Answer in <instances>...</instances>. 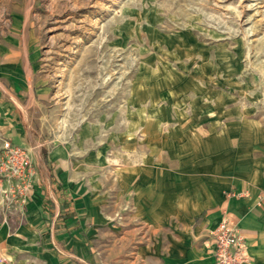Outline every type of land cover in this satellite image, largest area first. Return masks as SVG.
Listing matches in <instances>:
<instances>
[{
	"label": "crops",
	"instance_id": "0c3cea01",
	"mask_svg": "<svg viewBox=\"0 0 264 264\" xmlns=\"http://www.w3.org/2000/svg\"><path fill=\"white\" fill-rule=\"evenodd\" d=\"M22 3L0 0V142L27 147L37 174L24 206L0 190V264H215L210 232L225 212L247 264H264V86L202 109L145 101L98 186L39 128L51 84Z\"/></svg>",
	"mask_w": 264,
	"mask_h": 264
},
{
	"label": "rangeland",
	"instance_id": "374dc122",
	"mask_svg": "<svg viewBox=\"0 0 264 264\" xmlns=\"http://www.w3.org/2000/svg\"><path fill=\"white\" fill-rule=\"evenodd\" d=\"M22 10L51 84L39 128L70 163L95 168L98 186L145 101L202 109L239 84L264 86V0H23Z\"/></svg>",
	"mask_w": 264,
	"mask_h": 264
},
{
	"label": "built area",
	"instance_id": "2783aa9c",
	"mask_svg": "<svg viewBox=\"0 0 264 264\" xmlns=\"http://www.w3.org/2000/svg\"><path fill=\"white\" fill-rule=\"evenodd\" d=\"M36 166L30 150L10 139L0 142V190L5 201L24 206L36 179ZM232 196L243 193L233 191ZM215 264H247L252 257L238 220L225 212L210 232Z\"/></svg>",
	"mask_w": 264,
	"mask_h": 264
}]
</instances>
